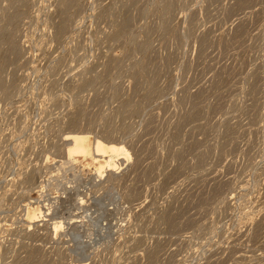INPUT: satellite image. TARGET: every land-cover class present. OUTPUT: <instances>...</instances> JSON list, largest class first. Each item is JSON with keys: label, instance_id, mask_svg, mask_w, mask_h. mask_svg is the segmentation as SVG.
<instances>
[{"label": "rangeland", "instance_id": "obj_1", "mask_svg": "<svg viewBox=\"0 0 264 264\" xmlns=\"http://www.w3.org/2000/svg\"><path fill=\"white\" fill-rule=\"evenodd\" d=\"M65 2L0 0V264H264V0Z\"/></svg>", "mask_w": 264, "mask_h": 264}, {"label": "bare ground", "instance_id": "obj_2", "mask_svg": "<svg viewBox=\"0 0 264 264\" xmlns=\"http://www.w3.org/2000/svg\"><path fill=\"white\" fill-rule=\"evenodd\" d=\"M61 1L63 3V0ZM89 140H90L89 133L86 131H82V130L81 131L80 130L79 131L69 130L64 135V143L67 144L66 155L68 159H70L71 161V160H75V158L78 156H82L84 158L89 157L91 160L97 162V166L94 167L95 169L93 171L95 177L101 176L103 172L113 173L115 170L117 171L122 163L121 161H119V159L125 158V157L127 158L129 156V152L127 148L124 146V144L121 143V141H118L116 139L112 140V139H105L102 137L100 138V137H97L96 135L94 136V139L91 143L89 142ZM49 204L42 203V200L40 199L27 203L25 206V218H26L28 225L33 222H36V220H38L37 218L40 217L41 214H43L42 212H45V213L51 212ZM53 226L55 227V224ZM59 226L57 227L56 225L55 229L57 228L59 229Z\"/></svg>", "mask_w": 264, "mask_h": 264}]
</instances>
